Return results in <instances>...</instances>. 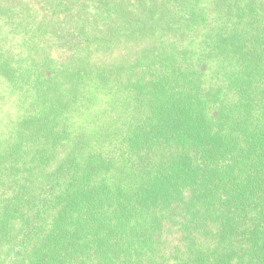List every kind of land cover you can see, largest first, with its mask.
Listing matches in <instances>:
<instances>
[{
  "label": "trees",
  "instance_id": "16d2710c",
  "mask_svg": "<svg viewBox=\"0 0 264 264\" xmlns=\"http://www.w3.org/2000/svg\"><path fill=\"white\" fill-rule=\"evenodd\" d=\"M0 264H264V0H0Z\"/></svg>",
  "mask_w": 264,
  "mask_h": 264
}]
</instances>
